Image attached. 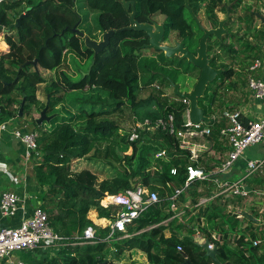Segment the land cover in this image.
<instances>
[{
  "label": "trees",
  "instance_id": "obj_1",
  "mask_svg": "<svg viewBox=\"0 0 264 264\" xmlns=\"http://www.w3.org/2000/svg\"><path fill=\"white\" fill-rule=\"evenodd\" d=\"M77 1H0V26L12 27L10 33L4 35V41L8 45L7 51L0 55V109L3 120L18 117L24 99L25 110L36 106L42 111L47 107L49 114L65 103L67 93L76 96L79 95L78 91L88 89L98 91L95 101H85V104H91L90 110L80 106L78 114L64 120L52 131L41 129L38 138V151L42 154V162L35 166V171L46 188L45 193L39 198L42 209L48 214L51 228L64 237L65 243L70 245L63 252V264H115L109 261L106 255L107 243L88 244L83 247L71 246V244L81 242L79 238L88 226L97 229V236L100 239L107 236L109 227L99 229L89 218L90 211L96 209L100 218L110 219L118 210L104 208L101 200L106 195L134 190L138 186L158 192L161 201L149 207L141 218L134 221L132 227H128V231L134 233L155 225L159 226L130 238L122 245L116 244L117 251L111 256L119 257L127 249H139L148 255L151 264H188L187 260L192 264H264V247L253 246L252 242L246 241L243 236L237 239L239 250L230 248L227 232H236L239 220L234 214H226L221 208H214L212 203L200 207L199 215L192 223L197 221L200 223L202 217H207L212 229L225 232L220 242L212 238V229L201 228L218 250L217 262L208 257L202 246L194 240L192 223H190L191 227L187 226L189 233L183 238H179L177 234L169 238L164 235L165 227L161 223L173 215L170 197L177 188L185 186L187 167L191 164V152L181 149L180 139L166 131L139 130L141 136L137 140L131 141V132L128 133L125 139L127 142L125 152L131 149V154L120 157L116 152V147L120 144L118 140L120 126L115 120L106 117L121 113L124 107H129L137 115L138 120L135 124L146 120L154 124L160 119L168 118V115H173L176 128L181 129L189 105L178 97L173 98L162 91L140 98L143 89L140 79L143 73H149L152 84L157 78H161L164 83L170 85L167 77L179 83L177 80L179 74L190 76L192 68L197 70L198 68L179 56L168 59L164 53L157 52L153 56L145 55L144 49L149 48H145L144 45L149 43V38L145 32L134 30L116 32L109 46L95 57L93 50L85 46L83 38L72 31L76 24L80 26L83 22V17L77 9ZM84 1L90 10L99 12L97 25L98 30L103 33L131 25L132 11L125 9L123 0ZM127 1L135 2L136 19L140 23L152 22L156 15L164 16L162 24L165 26V41L175 33V40L183 43L192 53L196 52L203 32L186 7V0ZM225 1L189 0V6L199 19L204 11L211 28H217L219 25L217 12L225 13ZM230 2H232L230 14L234 15L241 8L243 0H230ZM22 6H25L24 10L14 21L11 13ZM252 13L249 12L247 17L249 31L256 18ZM23 14L25 16L17 26V20ZM190 21L197 25V32ZM231 23L229 20L226 24L229 34L224 36L223 42L213 37L210 40H215V44L208 45L209 56L213 59L212 66L222 68L225 72L209 85L205 96L199 99V105L204 107L206 112H211V108L218 100L219 109L224 107L226 101L220 99V89L224 88L235 75V70L226 63H218L221 56L213 51L218 47V51H223L232 58L236 57L238 51L225 42L227 38L235 37L228 28ZM199 32L201 35L198 38ZM2 33L4 34L0 29V34ZM194 39L195 49L192 42ZM246 42V48L253 50L256 47L249 41ZM244 52L247 50L245 49ZM67 53L94 62L90 73L82 75L79 81H73L62 72V78L52 82L47 88L49 97L48 101L46 99L47 103L41 102L37 98V92L38 87L46 82L45 78L32 64L25 65L22 69L21 66L28 61L38 60L39 67L54 71L62 67ZM229 87L234 88L235 85L230 83ZM74 92L77 93L73 94ZM14 105L17 107L14 108ZM97 105H102V108L97 110ZM206 106L209 108L207 109ZM231 107L236 108V106ZM55 117L57 115L53 116L50 122ZM34 121L38 126L37 121ZM224 125L223 120L219 124L215 122L211 124L212 133L208 139L214 141L217 148L221 147L218 139ZM143 134L153 140L162 141L164 147L162 149H165L166 157L156 159L157 164H154L152 159L154 160L155 154L162 149L150 144L141 145ZM62 151L64 152L61 153ZM91 154L93 159L105 161L111 159L117 162L122 171L119 175L102 181L90 170L71 171L70 163L73 160L83 159ZM174 169L177 171L176 174L172 173ZM206 169H210L207 164ZM201 183L204 182L191 183L179 196L178 201L185 202L191 197L192 205L195 206L199 203L200 197H210L211 192L207 186L200 193L198 192ZM218 218L221 221L219 225H215V219ZM226 225L230 226L228 231L224 229ZM179 246L182 250L178 249ZM241 247L244 250H241Z\"/></svg>",
  "mask_w": 264,
  "mask_h": 264
},
{
  "label": "built area",
  "instance_id": "obj_2",
  "mask_svg": "<svg viewBox=\"0 0 264 264\" xmlns=\"http://www.w3.org/2000/svg\"><path fill=\"white\" fill-rule=\"evenodd\" d=\"M1 1V0H0ZM264 50V41L262 44ZM262 59H256L250 66V71L259 70L263 66ZM248 87L253 91L256 98H264V80L255 77H249ZM158 89H161L157 86ZM189 105L188 100H183ZM210 123H192L189 118V109L185 113V121L181 129L175 126V118L168 115L166 119H160L156 123L151 124L149 120L135 124L131 129L130 140H137L141 136L139 130L156 131L163 130L180 139L181 149L191 152L190 162L187 167V180L185 186L177 188L175 193L170 197L171 209H176V203L186 187L194 181H211L216 186V192L212 197L201 200L200 205L209 203L215 197H243L248 198L252 193L259 197H264V190H248V182L255 177H260L264 184V157L260 159H248L246 166L241 169L238 164L246 158L247 150L255 145L264 142V117L253 121H244L243 112L240 109L225 108L220 115L214 113ZM225 122L220 130L222 138L227 140L230 150L226 159L222 161L217 171H207L202 167L200 162V154L206 148L203 144L197 143L195 140L207 138L211 136V124ZM10 131L9 122L2 119V110L0 109V144L3 136ZM26 146V157L31 159L33 154L38 152L37 132H23L21 129H14L12 132ZM166 157V152L155 155L154 158L161 159ZM196 164V165H195ZM237 168L239 175L233 178L234 169ZM176 170H172L176 174ZM228 175L227 179L218 177L219 175ZM161 201L158 192L150 191L148 188L138 186L134 190L120 192L115 195H106L101 200L104 208H114L118 210L109 221V236L113 238L117 233L129 236L128 227L134 221L142 217L149 207L158 204ZM19 197L11 191L0 192V212L5 217H11L16 214L19 208ZM198 236L199 233H196ZM214 240L216 237H212ZM80 243L75 244H97L104 242L97 236V229L94 226H88L81 237ZM219 240V238L217 239ZM216 240V241H217ZM50 243L60 246L67 245L65 238L57 234L50 226L48 214L40 207L36 208L33 215L21 222L16 228H3L0 230V261L9 258L15 252L30 251L34 252L38 249H46ZM253 246L258 247L264 243L263 239L254 240ZM210 249H214L215 245L210 241ZM182 250V247H178Z\"/></svg>",
  "mask_w": 264,
  "mask_h": 264
},
{
  "label": "crops",
  "instance_id": "obj_3",
  "mask_svg": "<svg viewBox=\"0 0 264 264\" xmlns=\"http://www.w3.org/2000/svg\"><path fill=\"white\" fill-rule=\"evenodd\" d=\"M264 17V16H263ZM263 37H261L262 39ZM5 37L1 38L0 36V52L5 53L7 51L8 45L4 41ZM74 54L67 53L65 57V62L63 63L62 67L54 70H44L41 67L38 68L41 75L47 79L46 73H52L51 75H55V78L51 81H59L62 78V72L67 71V67H69V58L72 57ZM253 63V62H252ZM250 64V66L252 65ZM250 66L246 70L249 74V77H255L257 79L264 80V62L263 66L256 71H250ZM64 68V70L62 69ZM85 73V72H84ZM187 77V76H186ZM248 77V80H249ZM50 83V84H51ZM48 82H45L41 85H47ZM49 84V86H50ZM40 85V86H41ZM248 85V83H247ZM39 86V87H40ZM48 86L46 87L47 90ZM48 91V90H47ZM74 92L73 94H76ZM68 94V93H67ZM41 92L38 90L37 98L41 101ZM70 95L73 97L72 93ZM67 96V95H66ZM49 98L48 95L46 99ZM67 98V97H66ZM240 100L235 101V103L230 104L231 100H227L224 108L219 109L218 103L216 102L215 105L211 108V112L208 116H212L214 113L218 115L221 114L222 110L227 107L231 109H240L243 112V119L244 121H253L258 120L264 117V98H256L253 91L249 89L247 86L246 88V95L245 98L242 99L241 95L239 96ZM219 101V100H218ZM236 105V108L231 106ZM217 106V107H216ZM17 107L14 105V108ZM25 110V109H24ZM206 110V109H205ZM28 110H25L23 117H25ZM220 112V113H219ZM19 117V116H18ZM18 117L14 116L13 118H9L7 121L11 122L16 120ZM21 118V117H20ZM33 120L32 116H27L24 120L29 122ZM37 120V119H34ZM23 122V121H22ZM10 123V124H11ZM225 123V122H224ZM17 124H21V121H17ZM25 129H21L23 132L29 131L28 126ZM14 130V129H13ZM5 134L1 140L0 144V192L1 191H11L18 195L19 197V208L18 211L14 216L5 217L0 212V230L3 228H16L18 227L21 222L27 218H30L33 215V212L36 208L41 207L40 196L43 195L46 191L45 186L40 182L36 171L35 166L42 162V154L38 151L36 154H33L31 159H27L26 157V146L17 139L14 135H12V131ZM210 137V136H209ZM218 142L221 144L220 148H217L214 141H210L207 138H202V143L205 146V150L201 152L200 162L199 164L206 169V164L210 166V169L207 171H217L219 166L221 165L222 161L226 159V156L230 150L229 144L227 140L224 138L219 137ZM198 143V142H197ZM262 148H264V142L261 143ZM159 159V158H158ZM249 158L246 157L242 160L238 167L243 169L246 166V161ZM252 159H260V158H252ZM156 160V158H155ZM154 164H157L155 161ZM32 169V173L29 170ZM233 178L239 175V171L237 168L234 169ZM222 179H227L228 175H219ZM204 182L201 183L198 192L200 193L206 186L210 189V194L212 197L213 194L216 192V186L211 181H199ZM260 177H255L254 179L248 182L249 190H264V184L262 183ZM263 184V185H262ZM146 188V187H145ZM205 197L199 198V203L195 206L192 205L191 197L187 198V201H178L176 203V209L172 210L173 215L167 219L166 221L162 222L161 225L165 227L164 235L169 238L173 234H177L179 238H183L188 235V228L192 221L196 220L199 215L200 207L205 205L209 206L211 203L213 207L221 208L224 213L226 214H234L239 220L237 231L236 232H227L229 233V240H230V248L237 251L239 250L237 246V239H240L242 236L245 237L246 241L253 242L257 239L264 238V226H263V219L262 215L264 214V197H259L257 194L252 193L247 200L243 197H227V196H219L215 197L209 203L200 205V202ZM209 198V197H206ZM194 206V207H193ZM169 211V209H167ZM166 211V212H167ZM245 214H248L250 218H248ZM89 218L95 223V225L99 229H105L109 225V221L112 219L108 218H100L96 209H92L89 213ZM207 217H202L200 220V224L198 221L192 223L194 225V234L192 235L194 240L199 243L203 244L206 240H209L207 235L204 234L201 228L206 227V229H212V225L207 221ZM221 219H215V225H219ZM159 225H155L157 227ZM132 227V226H131ZM149 227L144 229L140 232L129 233V236L123 235L122 233H117L113 238L108 239L109 232L107 236L102 238L104 242L107 243L108 247L106 249V255L109 261H113L115 264H151L148 255L139 249H127L125 250L119 257L111 256L112 253L114 254L117 251L116 244L122 245L130 238L139 235L142 232L150 230ZM230 226L226 225L224 227L225 230H229ZM129 230V229H128ZM211 236L216 237L215 240L219 238L217 241H222V236L225 232H221L220 229H212ZM196 233H199L197 236ZM255 237L253 238V236ZM80 243V242H79ZM67 244V243H66ZM253 244V243H252ZM79 245L81 247L88 245V243L84 244H71V246ZM70 246L67 245H57L50 243L48 247L44 249H38L34 252L30 251H20L15 252L12 254L11 257L6 258L0 261V264H63L64 255L63 252L66 247ZM258 247H264V243ZM110 250V252L107 250ZM241 250H244L241 247ZM17 254V255H16ZM218 261V259H217Z\"/></svg>",
  "mask_w": 264,
  "mask_h": 264
},
{
  "label": "rangeland",
  "instance_id": "obj_4",
  "mask_svg": "<svg viewBox=\"0 0 264 264\" xmlns=\"http://www.w3.org/2000/svg\"><path fill=\"white\" fill-rule=\"evenodd\" d=\"M230 0L225 1L226 11L225 13L219 12L218 18L220 20H231V24L229 25V29H231L232 34L235 37L227 38L226 44L232 45L238 53L236 54L235 58H232L231 55H228L224 53L223 51H218V47L214 48L213 51L215 54H220L221 59L218 61V63L224 62L229 67L233 68L235 70L234 77L226 83L224 88L220 89V99L231 100L230 104L235 103V101H239V96L241 95L242 99L245 98L246 95V88L248 83V77L249 74L246 71L250 64L253 62V60L256 59H262L264 61V50L262 49V44L264 41V23L259 19L255 18L254 22L252 23V28L249 31L248 30V22L247 17L249 12H258L262 16H264V0H243L241 8L237 11L236 14L231 15L230 14V6H231ZM235 3V1H234ZM25 6L20 7L16 11L11 13V18L15 21L17 16L24 10ZM77 9L81 16L83 17V22L80 24L79 29L90 39L101 41L103 37V32L98 30L97 25V19L99 12L90 10L84 0H78L77 1ZM189 20V17H187ZM201 22L204 27L211 29L210 24L206 20V16L204 11L201 13ZM153 22H156L158 24H162L164 22V16L162 15H156L153 20ZM190 24L193 26V29L197 32V25L194 22L190 21ZM227 28V27H226ZM201 33L199 32L198 38L200 37ZM1 38L4 36V34H0ZM176 36L175 33L171 34L170 39L165 41V45H174V37ZM261 37H263L261 39ZM224 39V37H223ZM246 41H249L251 44L255 45L256 47L251 50V48H246L245 44ZM193 46L195 45V39L192 40ZM191 42V43H192ZM215 44V40L209 41L208 45ZM196 47L194 46V49ZM193 49V50H194ZM245 49L247 52H244ZM157 53H163L158 52L153 49H144V54L147 56H153ZM2 52H0V55ZM67 57H65L66 59ZM69 58V67H67V71L65 73L71 77L73 81H79L82 77V75L89 74L90 66L92 65V62L88 59H82L75 55ZM91 63V64H90ZM39 65V64H38ZM39 68V67H38ZM64 70V68H62ZM85 72V73H84ZM52 73H46L45 76H47L46 82H48L47 85H41L38 87V90L41 92V102L47 103L46 97L48 94V91L46 90V87L49 86L51 81L55 78V75H51ZM199 75V70L192 68V74L190 76H185L184 73H181L178 75V82L181 85V90L183 92L191 91L193 86L195 85V82L197 80V77ZM234 84L235 87L231 88L229 87V84ZM140 85L143 88L140 92V98H146L151 93H157L158 91H162L166 95H171L173 98H177L176 95L173 93V88L171 85H168L167 83H164V81L161 78H157L154 83L152 84L151 76L149 73H143L142 78L140 79ZM157 86L161 88V90H158ZM79 95L71 96L70 94H66L67 98L64 104L59 105L56 109L52 110L49 114H47L49 117H55V119L51 122H44L42 126L38 125L36 126V123L34 119L40 118L41 111L36 106H32L31 108L26 111L27 116H32L33 120L31 119L29 122H26L27 120H24L25 117H18L16 120L9 122V129H25L28 126V129L30 132H37L38 134L41 133V129H46L47 131H52L54 127H57L60 123H62L64 120H68L72 115L79 113V107L84 106L86 109H91V104H85V101H95L97 99V92L96 90L88 89L87 91H78ZM73 98V99H72ZM76 98V99H75ZM20 99V97H19ZM173 100V99H172ZM220 102V101H218ZM100 104V103H99ZM229 105H227L228 107ZM236 106V105H234ZM207 109L209 108L206 106ZM217 107V106H216ZM226 107V108H227ZM102 108V105H97L96 109L99 110ZM224 108V107H223ZM220 113V112H219ZM206 114H210V111L206 112ZM218 115V114H217ZM107 119H113L115 120L119 126V145L116 147V152L120 157H125L131 154V149L125 152L127 142L125 141L126 137H128V133L130 134L132 127L135 125L136 121L138 120L137 115L129 108L124 107V111L121 113H116L111 116H107ZM57 119V120H56ZM17 121H21V124H17ZM23 121V122H22ZM11 123V124H10ZM77 123V121H76ZM141 132H144L143 130ZM146 132H152V131H146ZM155 133V132H154ZM153 134V133H151ZM142 141L141 145L150 144L153 146H156L158 148H164L162 147V141L160 140H153L150 136L143 134L142 135ZM198 143H202V139L195 140ZM263 144L255 145L251 148H249L245 154L246 157L249 159L252 158H263L264 157V148H262ZM166 152L165 149L158 151L156 153L157 155H160L161 153ZM155 154V155H156ZM153 163H155V159L153 160ZM70 168L72 172H80L82 170H90L93 173L97 174L99 177V180L102 181L104 179L113 178L122 171L119 164L111 159L108 160H97L92 158V154L89 155L86 158L83 159H76L73 160L70 163ZM32 169L29 170L30 173H32ZM263 185V184H262ZM105 199V198H104ZM247 200V198H245ZM263 219V226H264V214L262 215ZM110 252V250H107ZM17 255V254H16Z\"/></svg>",
  "mask_w": 264,
  "mask_h": 264
},
{
  "label": "water",
  "instance_id": "obj_5",
  "mask_svg": "<svg viewBox=\"0 0 264 264\" xmlns=\"http://www.w3.org/2000/svg\"><path fill=\"white\" fill-rule=\"evenodd\" d=\"M123 5L126 10L131 9L130 22L131 25L128 27H124L118 30H109L103 34L101 41L92 40L87 37L81 30H79V24H76L73 27L72 31L78 34L84 40V44L87 48L93 50L94 56L96 57L99 53H101L106 47L109 46L111 38L114 36L116 32H122L125 30H134L145 32L147 37L149 38V43L144 45L145 48L153 49L158 52H163L165 57L168 59L175 58L179 56L182 60H187L189 64H192L199 70V77L197 78L195 85L193 86L191 91L183 92L181 90V85L179 83H175L172 79L168 78L171 87L173 88V93L181 100L189 101V118L192 123H210L211 118L206 114V110L204 107L199 105V99L205 96L207 88L211 83H213L219 76H221L225 71L222 68H216L212 66L213 59L210 58L208 53V42L211 38L217 39L219 42H223V37L229 34V31L226 28V24L228 23V19L220 20L217 28L208 29L203 26L201 20L196 16L193 10L189 6V0H186V7L189 9L192 14L194 20L196 21L198 27L202 30L203 36L199 40V46L195 53H192L185 45L178 40L174 41V45H165V26L163 24H158L156 22L149 23H140L136 19V7L134 1L123 0ZM257 18L261 19L264 23V17L258 13L253 12ZM25 16L23 14L17 20V26L20 25L21 18ZM0 29L3 30L4 35L10 33L12 27L4 28L0 26ZM28 64H32L36 70H38V60L28 61L24 65L21 66V69ZM94 62L90 66L89 72L93 66ZM26 101L25 99L22 101L20 106L19 117H23L24 108ZM52 117L47 115V107L44 108L40 113V118H38L37 124L40 126L44 122H50ZM62 151L61 153H63ZM249 190V188H248ZM248 218L250 216L245 214ZM202 248L206 251V255L217 262V248L210 249V240H206L203 244H200ZM188 264H192L189 260H187Z\"/></svg>",
  "mask_w": 264,
  "mask_h": 264
},
{
  "label": "flooded vegetation",
  "instance_id": "obj_6",
  "mask_svg": "<svg viewBox=\"0 0 264 264\" xmlns=\"http://www.w3.org/2000/svg\"><path fill=\"white\" fill-rule=\"evenodd\" d=\"M218 13H219V12H217V15H218ZM218 20H219V18H218ZM198 77H199V75H198ZM198 77H197V78H198Z\"/></svg>",
  "mask_w": 264,
  "mask_h": 264
}]
</instances>
